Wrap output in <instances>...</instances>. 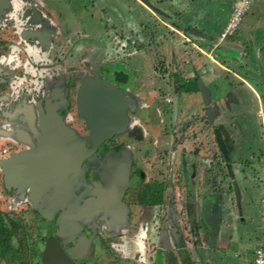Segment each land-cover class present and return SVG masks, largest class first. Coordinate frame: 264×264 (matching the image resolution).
<instances>
[{"label":"rangeland","instance_id":"rangeland-1","mask_svg":"<svg viewBox=\"0 0 264 264\" xmlns=\"http://www.w3.org/2000/svg\"><path fill=\"white\" fill-rule=\"evenodd\" d=\"M59 1H61V12L63 13L58 15L56 23L67 26V29L64 30L69 32L72 37L75 36L76 42L71 45L64 44L61 41L52 43L56 51L51 55H48V53L52 49V44L48 52L38 51V48L41 47L40 39H36L35 42L25 40L26 46L23 48L19 45H13L9 40L10 37H13L14 40L20 43L24 42L21 40L20 33L25 27L21 28L20 26L23 27L25 25L26 12L21 15L23 23L18 25L19 28L13 30L7 25L0 28V59L2 57L7 58L3 62L0 60V69L3 73L0 76V124L4 123L3 112L11 114V116L15 115L19 103L13 101V98L15 97L16 100L22 98L21 90L13 89L14 84L8 81L11 76L21 78L25 73L21 68L13 67L11 61L14 60L9 57L12 54V50H15L18 46L17 49H21V52L26 50L24 54L27 61L22 66H25L26 73L34 74L31 69L33 64L43 69H40L37 77L39 81L37 85L41 88H43L42 84H46V82H52V85H50L52 87H57L60 82V87H66L74 83L72 88L68 87L71 94L68 98H70L69 102L72 104V113H75L73 110L76 106L75 99L79 83L85 75H98L121 89L126 96L135 102L133 111L128 113L129 123L127 127L129 130V126L132 125L133 115H137V112L144 108L141 96L134 91L149 90L152 85H156V83L152 82L154 80L160 82L164 88H167L168 85L173 97H179L180 95L176 90L178 82H182L183 76L181 72L179 73L176 70L178 62L176 63V55L172 56V52H177L176 47L178 45H174V43H178L184 46L185 53L183 56L187 58L188 45L186 44V39L182 38L181 40L178 35L166 40L167 34L172 36L174 33L169 32L171 29L168 26L173 25L178 30L179 35L181 33L185 37L189 35L190 39L208 51L217 42L220 33L225 28L232 5V0ZM35 2L37 3L39 0H35ZM251 8L253 11L243 18L234 36L229 41L240 44L246 49L249 40H251L253 43L252 45L249 44L247 53L249 61L255 65L258 60L254 46L264 42V27L259 30L257 25H255L256 12L261 9L262 17H260V20L262 21L259 23L264 25V0H254ZM12 10L11 5L10 9L2 16L4 17ZM38 25L39 23H33L30 26L38 27ZM55 29V27L51 28V32L53 33ZM53 35L55 37L58 33H53ZM163 36L165 37L163 39L165 42L162 41ZM4 37L7 40L3 39ZM51 41H53L52 37ZM221 45V47H224L226 43ZM60 49L64 51L66 58H64L62 53L61 56L63 58L60 56V59H58ZM41 56L43 62L40 60ZM196 59L198 60V58ZM28 60L32 65L29 68L26 67ZM202 60L204 61V58ZM208 66V71L218 73L217 68L213 64L210 63ZM75 69L79 71L74 73ZM116 71H122L126 75V82L114 80L113 74ZM184 73L187 76L191 75L190 68L184 69ZM29 76L31 78V74ZM256 78H254L255 83ZM175 79H178V81L175 82ZM188 87L190 88L191 85H188ZM243 90L245 93H241L244 95L243 100L245 103L240 102L252 107L251 103L255 99H253L251 91L246 88ZM159 92L161 93V91ZM67 95L65 93L64 97L66 98ZM4 96L6 97L4 98ZM162 97L158 102L160 108L155 109L156 106L153 107L154 109L149 112V115L152 118L156 117L154 111L158 114L164 112L168 124L171 114L167 133H169L170 137L172 134L176 135V139L171 137L172 146H175L178 136H183L185 130L176 129L174 105L166 104L165 99ZM237 98L240 100V96ZM65 101L67 100L65 99ZM221 101L222 104L220 106L222 107L223 100ZM4 103L6 104L4 105ZM234 106L237 107L236 105ZM253 106L256 107V105ZM147 114L143 111L138 116L143 119L147 118ZM64 115H66L65 118L67 119H65V123L68 126L70 125L69 127L80 137H85L86 130L84 129V132L83 126H81L84 120L78 115L72 116V114L65 113ZM153 119L156 120L157 117ZM13 121L7 120V124L12 125ZM2 128L5 127L0 126V129ZM135 129L136 131L132 133L136 134V138L146 137L142 131L143 128L139 124H137ZM263 133L264 120H255L253 118L246 120L245 126L243 125L239 128L240 139L238 145L240 148L234 152V155L246 162L244 159L251 151L256 153V149H262V153H264ZM143 140L147 143L145 146L149 149L148 153L159 152L163 155L160 156V159L163 160V157L166 159L165 153L167 150L169 151V141L165 134H150ZM5 143V138L0 136V144H2L0 149L4 147ZM133 143L134 140L124 133L117 136L106 146H103L102 151L110 146H124L121 151V153L123 152L121 161L126 162L128 169L131 168L132 163L134 167L140 168V163L143 164L142 161H144V180L145 182L151 181V171L148 165L152 161H150V157L143 158L145 155L141 159L139 157L142 154L141 149H139L140 145L137 144L138 147H135L136 145ZM133 146L138 152L137 157H134L130 151ZM187 154L192 157L188 158L191 166L185 168L186 164L181 159L179 167L181 176L179 175L178 178L182 177L183 180H185V175L188 177V175L192 174V169L190 170L191 172L187 173L186 171L188 168L193 167L192 163L195 160L193 151ZM169 157L167 156V160ZM169 160V163L172 164V158ZM239 162L236 161L235 164H232L231 168L233 171H231V175L236 174L237 183L240 187L234 186L228 193L225 190L223 191L222 188H214V191L212 188H207L206 190L215 193L208 195L201 192L202 189L195 187L194 194L193 187L187 189L186 185H179L181 192L185 196L174 195V205H171V202L169 203L171 197H167L163 206L144 209L137 204L139 200L137 196L138 189L129 191L125 201L130 205L131 210L130 215H128L130 220L127 223L129 227L127 232H125V239L114 237L111 231L107 232L109 237L102 244L98 240H94L97 237H90L89 251L82 258H87L85 264H166V256L160 236L164 230L171 235L169 244L172 249L174 264H251L254 248L257 246L264 248V187L257 189L255 182L252 183L250 179L246 182L244 177L248 172L244 176L239 173L241 169ZM249 165L253 167L252 172L247 175L251 178L253 173L259 172L258 159ZM161 169L165 168L162 167ZM225 170L228 173V168ZM247 170L250 171L249 169ZM168 177L172 186L174 180L175 182L177 180L176 171L172 166ZM159 179L161 180V178ZM136 184L137 182L135 181L133 185L136 187ZM242 184L247 188L246 190ZM244 190L245 193L243 192ZM250 195L253 197L252 199ZM262 198L263 203L261 201ZM199 202L201 205L198 204ZM199 207L201 208L199 209ZM254 208H256V211ZM38 210H40V207H34L17 189H6L3 186L0 175V218L7 217L10 219L13 226V230L10 232L13 245L12 251L17 250L7 260H3V264H40V252L39 249L34 247V241L37 236L41 239L47 237L48 233H44L43 228L45 227L38 224L40 221ZM2 226L4 227V223ZM201 226L207 230L204 229L203 232H199V229L202 230ZM119 227L122 229L120 233L124 232L123 223ZM172 230L173 233L171 232ZM91 250L92 255L90 254Z\"/></svg>","mask_w":264,"mask_h":264},{"label":"flooded vegetation","instance_id":"flooded-vegetation-1","mask_svg":"<svg viewBox=\"0 0 264 264\" xmlns=\"http://www.w3.org/2000/svg\"><path fill=\"white\" fill-rule=\"evenodd\" d=\"M233 1L234 0H232V4ZM251 9L252 8H250L243 18L253 11V9ZM231 11L232 5L230 15ZM256 13L255 25H257L260 30V28L263 29L264 27V25L259 23L262 21L260 20V17H262L261 9H259ZM241 22L234 30L233 34L227 37L221 43H226L224 47H221V44H217V40L212 48L206 51L196 44L192 39H190L189 35L186 36L189 37L186 39V44L188 45L186 51L187 58L183 64L185 70L190 68L191 75L187 76L185 73L183 74L184 84L185 87H187L185 94L189 96L188 98H190L191 101L193 100L194 96H197L199 100L200 113L196 114L194 110L187 114V121L185 122L184 130L190 129L194 136L197 138L199 137L202 140L200 144L201 150L199 149V151L202 153L205 171H207L208 183L213 189H223L224 187L234 186V180L231 175V171H233L231 168L233 163L235 164L236 161H240L239 164L241 165V169L239 170V173H242L244 176L247 172V175L252 172L253 167H251L249 164L253 163V161L256 159H258L259 172L253 173L251 178L246 175L244 180L247 182L250 179L252 183L255 182L257 189L264 187V153H262V149H256V153L251 151L247 157H245L246 159H244L246 162L238 159V157L234 155V152L240 148L238 145V141L240 139L239 128L243 125L245 126L246 120L251 118L255 120L260 119L261 121L264 120V42L254 46V49L257 51L256 55L258 63L253 65V63L249 61V55L247 53L249 44L252 45L253 42L249 40V44H247V48L245 49L240 44L229 41L230 38L234 36ZM59 45L62 46V44ZM59 51L60 56L63 53L64 58H66L64 51L61 49ZM63 56L61 57L63 58ZM195 57L199 60L204 58V61H206V63L201 64L198 74L194 64ZM210 63L217 68L218 73L208 71V65ZM205 64L208 66L207 69ZM33 68L34 74H30L36 78L37 76H35V74L38 73L39 75L40 69H36L35 67ZM76 72L74 71V73ZM254 75L255 77H253ZM254 78H256V83ZM73 84L64 87L65 92L63 91L64 96L65 93L68 94L66 96L67 101L65 105L62 106L59 111V114L63 116L64 121L66 119V115H64V113L72 114V116L78 115L76 106L73 110L75 113H72V104L69 102L70 98H68L70 97L69 95H71L69 91L70 89L68 87L72 88ZM195 84L198 86V89H196ZM188 85H191V87L189 88ZM48 88L50 90H42L41 93H39L44 96V99L49 96V92L52 89H55L54 86H50ZM244 88L249 89L253 99H255V101L251 103L252 107L242 104L244 102V95L241 92H244ZM238 96H240V100L237 98ZM5 97L6 96H4V98ZM221 100H223V108L220 106L222 104ZM165 103L169 104L166 101ZM253 105H256V107ZM2 115L4 120L9 121V118H12L11 114H7V112H3ZM20 118L22 122H18L17 124L12 123V125L7 124L5 128L0 129V136L5 138L6 141L3 146H7L9 149V154L6 155V157L0 154V159L7 158L12 154L27 148L26 145L16 139V135H13L17 130H26L31 142L34 144L36 142V138L32 132L34 131V128H38L37 122L35 125H33V122H27V119H24L25 117L21 116ZM81 126H83L84 132L86 130V137L88 132L86 128V122L84 121L83 125ZM11 130H13L14 133L11 134ZM116 137L105 142L100 149H97L93 155L89 156L82 163V167L84 168L83 176L79 180V185L74 190V196L69 200L67 205L56 209V212L49 220L43 218L41 214L37 212L40 218L38 224L45 227L43 228L44 233H48L47 237L41 239L39 236H37V239L34 241V247L39 249L40 252V264H44L42 253L44 251L47 239L52 236L56 237L62 228L67 227L68 224L74 226L75 232L71 233L72 236L69 243L60 244L59 246L63 252H66L69 249L75 250L76 258L73 260L74 264H85L87 258H82L86 255V252L89 251L88 247L90 237H97L94 240H98L100 244H102L103 241L109 237L107 232L110 231L114 237H125V232H127L129 227L127 226V223L130 220L128 215H130L131 210L130 205L125 201V197L128 195L129 191H135L137 189V196L139 197L143 186L153 183L152 181L145 182L143 170L141 168L137 166L134 167L132 163L128 173L129 187L126 188L121 198L108 196L106 199H104L102 204H98L94 208L90 209H87L85 205L89 200L97 198V185L100 184L104 186L106 178H110L111 173L109 172L108 167L110 165L113 166L114 164L117 165L121 161V157L123 155V152L121 153V151L124 146H110L102 151L103 146H106V144L114 140ZM218 137H221V140L225 146V150L227 152L226 156H224L221 151L222 149L218 143ZM9 145L11 146L10 148ZM86 146L89 147V144L87 143ZM226 168H228V173L225 170ZM0 175L2 177L3 183V175L1 171ZM135 181L137 182L136 187L133 185ZM242 186H244V184H242ZM25 197L27 198V195H25ZM261 201L263 203V200ZM139 206L145 208H154L143 205ZM4 220L10 221V219L7 217H1L0 224H3ZM121 223H123V233H120V230L122 229H120L119 225ZM201 228L202 230L199 229V232H203L204 229H206L203 226H201ZM6 248L13 249L12 236H10V240L6 242ZM90 254L92 255V250L90 251ZM2 261H0V264H3Z\"/></svg>","mask_w":264,"mask_h":264},{"label":"water","instance_id":"water-1","mask_svg":"<svg viewBox=\"0 0 264 264\" xmlns=\"http://www.w3.org/2000/svg\"><path fill=\"white\" fill-rule=\"evenodd\" d=\"M10 7V0H0V17H3ZM25 15L27 23H39L43 28L36 30L25 28L20 33L21 39L29 42L40 39L41 50L48 52L54 31L52 33L51 29H45V22L34 20L33 17L37 18L35 11L31 18L27 17L28 13ZM1 74L3 73L0 70V76ZM113 78L120 82H126L127 79L122 71L114 72ZM177 81L178 79H175V82ZM58 86L52 89L44 100L34 105L23 104L17 108L15 115L25 117L24 119H27V122L32 121L33 125L37 122L38 128H34L32 132L36 142L35 144L31 142L26 130H17L13 135H16V139L27 148L0 159V171L5 188L17 189L23 196L27 195L28 201L34 207H40L38 213L47 220L52 218L56 209L67 205L74 196V190L83 176L82 163L85 159L93 155L108 140L128 131V113L135 107V102L107 79L98 75H85L81 78L75 99L78 116L86 122L88 131L86 137H80L67 126L63 116L59 114L66 98L63 94L64 87ZM46 87L48 88L47 85ZM177 99L178 97L174 96L175 115ZM87 143L89 147L86 146ZM218 143L223 155L226 156L221 137H218ZM194 167L195 165L192 168ZM108 169L111 173L110 178H106L104 186L97 185V198L85 204L87 209L102 204L108 196L121 198L123 191L129 187V169L125 161L109 166ZM74 232V226L68 224L56 237L47 239L42 253L44 264H74L75 250L63 252L59 246L69 243L71 233ZM171 232L173 233V230ZM160 236L166 258L169 264H173V253L169 244L171 235L164 230Z\"/></svg>","mask_w":264,"mask_h":264},{"label":"crops","instance_id":"crops-1","mask_svg":"<svg viewBox=\"0 0 264 264\" xmlns=\"http://www.w3.org/2000/svg\"><path fill=\"white\" fill-rule=\"evenodd\" d=\"M10 1H11V5H12L13 10L10 13H8L7 15H5L4 17H0V28L4 27L5 25H7V26L10 27V29H13V30L17 29V28H19L18 25L23 23V21L21 20L22 13H25V12H26V14L28 13L27 17L31 18V16L33 15V12L35 11L37 13V18L33 17L34 20L39 21V22L41 21V23L45 22V29L50 30L51 28L52 29L54 27L56 28L53 31H54L55 34L58 33V35H56L54 37V35L52 34L53 41H51V44L54 43V42L58 43V42L61 41L64 44L71 45V44H74L76 42V39H75L76 37L75 36H74L75 38L72 37V35L69 34V32H66L64 30V29H67V26H64L63 24L56 23V18H58V15L63 13V12H61V10H62L61 3H60L61 1H59V0H39V2H37L38 4L35 2V0H10ZM51 13L53 14L52 16H51ZM24 22H25V25L23 27L20 26L21 28H24V27L25 28H30V29H36L38 27L39 28H41V27L43 28V26L40 27L39 25H38V27L37 26L36 27L35 26L31 27L30 25H32V24L31 23L30 24L27 23V19H25ZM26 23H27L28 26L26 25ZM59 25H61V26H59ZM168 27H169V29H171L169 32H172V33L174 32V33L172 34V36L167 34L166 40H167V38H171L172 39L173 37H175V35H178L181 40H182V38L187 39V37H185L182 33L179 35L178 34V30H176L173 27V25L168 26ZM184 32H186V31H184ZM164 38L165 37L163 36L162 37V41L163 42H165L163 40ZM3 39L7 40L6 37H4ZM9 40L11 41V43L13 45H19V46H21V48L26 46L25 45L26 44L25 41L22 40V39L21 40L24 41V42L21 41L22 43L18 42L17 40H14L13 37H10ZM175 44L178 45L176 47L177 52H175V53L172 52L173 53L172 56L176 55V63L178 62L177 66H176V70L179 73L181 72L182 76H183V74H184V64H182V63H184V61L186 59L183 56V54L185 53L184 52V46L179 45L178 43H174V45ZM17 47L15 48V50L14 49L12 50V54H11V56H9V57H11L14 60V61H11V63L13 64V67L21 68V70L25 72L23 75L26 74L28 76L30 74L26 73V70L24 69L25 66L22 67L25 64V62L27 61L26 60V56L24 54V52L26 50L21 52V49L18 50ZM38 51L43 52V50H41V48H38ZM55 51L56 50H55V48H53V44H52V49L50 50L48 55H51V54L55 53ZM6 59H7L6 57H2V59H0V60H2V62H3V61H6ZM41 59H42V56L40 57V60ZM195 59H196V57L194 58V64H195L196 72L198 74L199 73L198 71L200 70L201 64L202 63H206V61H203L202 59H200V60L199 59L195 60ZM179 61H181L180 64H179ZM26 65H27L26 67H28V68H29V66L30 67L32 66L30 64L29 60H28ZM206 65L207 64H205V66ZM33 67H35L36 69L38 68V67H36V64H33L32 68H31L32 71H34ZM207 67L208 66H206V69H207ZM38 69H41V67L38 68ZM41 70H43V69H41ZM74 71H79V70L77 69V70H74ZM32 75H31V77H32ZM35 76L38 77L39 76L38 73L35 74ZM183 79H184V76L181 79L182 80L181 83H184ZM152 82L156 83V85L155 84H154L155 86L152 85V87H150L149 90H144V91L143 90H136V91H134L137 94L139 93V95L141 96L143 104H144V108L140 109L137 112V115L134 116L132 114L133 115V117H132V119H133L132 125L129 126V130L127 132H125V135H127L129 138L131 137L134 140L133 144L136 145L135 147H138L137 144L140 145L139 149H141L142 154L141 155L139 154L140 155L139 157H141V159H142L143 155H145L143 158L150 157V161H152V163H150L148 166H149V169L151 171V179H152L151 181L152 182H156V183H164V185L166 187L165 195H164V204L166 203V198L167 197H171V201H169V203L171 202V205H174V203H175L174 195H176V196H179V195L185 196V194H183L181 192V189H180V186H183V185H186L187 189L193 187L194 194H195V189H194L195 187L197 189H200V190L202 189L201 192H203L204 194H208V195L215 194L213 192L214 189L208 183L207 171H205L202 153L199 151V149L201 150L200 144H201L202 140L199 137L197 138L196 136H194L190 129H187V130H185V133H184L183 136H178L177 135L178 136L177 144L175 146H172V142L173 141H171V137L173 139H176L177 137L174 134H172V136L170 137L169 133H167V126L170 123L171 114H170V118H169L170 120H169L168 124H167V118L165 116L166 114L164 112H162V113L160 112L158 114V113H156V111H154V115L157 117L158 120L157 119L156 120L153 119V118H156V117H152L151 118V116L149 115L150 114L149 112L152 109H154L153 107L156 106L155 109H159L160 108L158 102H159L161 96H163L162 97L163 99H166L167 97H169V98H172V100H174V97H173L172 93L169 91L170 88H169L168 85H167V88H164L160 84V82H157V81H154V80ZM9 83L13 84V82H9ZM38 83H39V81H38V79H36L35 82H34L35 85L33 86L34 87L33 89H32L31 85H28V86L24 85V87H21V86L15 84L13 86V88H17V90L23 91V93L26 92V94L21 96L22 98L17 99V100L14 97L13 101H17L19 103V106L22 107L23 104H30V105L33 104L34 105V104H36V102L44 100V96L39 94V93H41L42 90L48 89L46 87V85L48 87H50V85H52V82L51 83L46 82V84H42L43 88H41L39 85H37ZM157 90L161 91V93L160 92L158 93ZM34 93H36V94H34ZM188 97L189 96L187 94L180 93V95H179V97L177 99L178 107H177L176 118L174 120L176 129H183L184 130L185 122L187 121V114H189L190 112H192L194 110H195L194 112L196 114L200 113L199 112V108H200L199 100H198L197 96H194V100H192V101ZM163 99H161V100H163ZM5 104L6 103H4V105ZM172 104H173V101H172V103L170 105H172ZM143 111L148 113L147 114V118H143V119L139 118L138 114L139 113L142 114ZM20 117H21L20 115H14V116H12L13 119L9 118V120L10 119L14 120L12 123L17 124L18 122H22V121H20V119H21ZM3 122H2L3 124H0V126L4 125L3 127H5L8 122H7V120H4V119H3ZM137 124H139L140 127L143 128L142 131L144 132V135L146 137L136 138L137 137L136 134L132 133V132L136 131L135 128H136ZM12 133H14L13 130H11V134ZM155 133H158V135H160V134L164 135L165 134L166 137L168 138L170 153H169L168 150L166 151V153H165V155H166L165 158L166 159H164V157H163V160L160 159V156H163L162 153H159V152L148 153L149 149L146 148V146H145V144H147V143H145L146 142L145 140L142 141V139L147 138L150 134H155ZM128 134H131V135H128ZM135 147L133 146L130 149V151H131V153H133L134 157H137L138 156V152H136V148ZM192 151L195 153V155H194L195 160L192 163V165L193 166L195 165V167H194V169L191 168V167L188 168L186 172L188 173V172L192 171L191 173L192 174L194 173V176L192 177V174L188 175V177L185 175V180H183L182 177L178 178L179 175L181 176V173H180V170H179L181 159L186 164L185 168H187L188 166H191L190 163L188 162V158H192V157L190 155H188L187 153H191ZM168 153L170 154V157H169ZM167 156L169 157V159L172 158V164L169 163V161H170L169 159H168L169 161L167 160ZM151 157H152V160H151ZM142 162H143V164L140 163L139 166L143 170V169H145L143 167V165H145V164H144V161H142ZM171 166L176 171V179H177L176 182L174 180V183L172 184V186L170 184V179L168 177V174H169ZM160 167L161 168L164 167L165 169H161ZM173 177H174V175H173ZM159 178H161V180ZM232 178L234 180V185L235 186H239V184L237 183L238 181H237L236 174H232ZM151 181H148V182H151ZM168 184L170 185L169 187H168ZM233 187L234 186L224 187L222 190L223 191L225 190L228 193V191H231V188H233ZM243 187L245 188V190L247 189L245 186H243ZM169 188H170V190H169ZM207 188H212L213 191L206 190ZM245 190L243 191L244 193H245ZM174 192H175V194H174ZM252 198L253 197L251 196V199ZM248 199H250V197H248ZM261 200H263V198ZM196 202H198V201H196ZM198 204L201 205L200 202ZM163 205H161V206H163ZM141 208L145 209V207H142V206H141ZM200 208L201 207H199V209ZM254 210L256 211V208H254Z\"/></svg>","mask_w":264,"mask_h":264},{"label":"built area","instance_id":"built-area-1","mask_svg":"<svg viewBox=\"0 0 264 264\" xmlns=\"http://www.w3.org/2000/svg\"><path fill=\"white\" fill-rule=\"evenodd\" d=\"M253 2L254 0H234L233 1L231 15L228 19L226 27L224 28V30L222 31V33L220 34L218 38L217 44H221L227 37L233 34L234 30L237 28V26L241 22L243 16L250 10L251 6L253 5ZM58 57H59L58 59H60V54L58 55ZM36 79L37 77L34 78L32 76L30 78L29 75L27 76L25 74V75H22L21 78L11 76L9 77L8 81L13 82L14 85L16 84L21 87H24V85L25 86L31 85L33 89L34 88L33 85ZM13 89L17 90V88H13ZM20 93H22L21 96L26 94V92L23 93V91H21ZM165 101L171 104L173 100L172 98L167 97ZM0 154L2 156L8 155L9 149L7 147L1 148ZM251 264H264V249L263 248H254L252 252V257H251Z\"/></svg>","mask_w":264,"mask_h":264},{"label":"trees","instance_id":"trees-1","mask_svg":"<svg viewBox=\"0 0 264 264\" xmlns=\"http://www.w3.org/2000/svg\"><path fill=\"white\" fill-rule=\"evenodd\" d=\"M173 74V73H172ZM197 89V85H195ZM187 87H185L184 83L178 82L177 92L185 93ZM195 89V90H196ZM166 187L164 183H156L153 182L151 184H147L143 186L141 189V193L139 195V200L137 203L139 205L147 206V207H158L164 204V195H165ZM4 227L0 224V261L7 259L8 256H12L16 251H12V249L6 248V242L10 240V232L13 230L12 223L10 221H5ZM3 222V223H4ZM256 248H263L262 246ZM264 249V248H263ZM166 253V252H165ZM167 264H169L167 260Z\"/></svg>","mask_w":264,"mask_h":264}]
</instances>
